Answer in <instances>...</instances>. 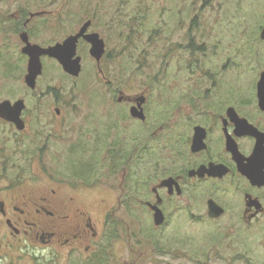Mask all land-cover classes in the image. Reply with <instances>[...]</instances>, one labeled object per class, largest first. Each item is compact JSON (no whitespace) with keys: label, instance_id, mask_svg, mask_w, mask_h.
<instances>
[{"label":"rangeland","instance_id":"374dc122","mask_svg":"<svg viewBox=\"0 0 264 264\" xmlns=\"http://www.w3.org/2000/svg\"><path fill=\"white\" fill-rule=\"evenodd\" d=\"M19 8L27 13L50 12L27 29L31 41L42 46L61 42L92 18L93 28L106 41L105 75L88 46L81 45L79 77L69 76L57 60L46 56L37 88L31 90L24 80L28 58L22 53L23 42L8 19ZM263 27L264 0H0V102L24 99L27 104L25 131L0 121V187L16 175L26 179L67 175L70 162L87 160L84 151L74 152L80 145L87 150L98 143L104 154L121 142L130 152L134 123L130 118L122 124L115 115L108 117L116 106L127 109L130 105L118 102L122 91L149 97L152 120L149 128L139 127L134 145L138 146V167L145 170L138 178V196L151 199V186L181 167L164 145V121L158 110L169 101L174 122L187 105L207 92L211 96L215 90H235L236 104L240 99H255L264 71ZM52 90H58V95ZM100 94L107 96L101 99ZM56 107L61 108V116ZM116 119L121 125L113 129ZM179 131L180 127L172 128L173 133ZM95 136L101 141H88ZM104 163L108 174L114 164L109 159ZM118 165L123 170V162ZM113 175L121 178L122 172ZM260 194L264 198V189ZM242 195L230 180L188 182L181 197L168 200L180 202L182 208L168 209L169 218L161 227L141 209L136 211L138 221L121 222L118 252L116 256L109 252L108 262L264 264V214L246 224L238 215ZM209 197L229 207L227 214L211 219Z\"/></svg>","mask_w":264,"mask_h":264},{"label":"flooded vegetation","instance_id":"af4514ba","mask_svg":"<svg viewBox=\"0 0 264 264\" xmlns=\"http://www.w3.org/2000/svg\"><path fill=\"white\" fill-rule=\"evenodd\" d=\"M47 13L50 12L43 10L27 13L19 8L9 13L8 19L10 23L17 26L21 39V33L27 31L29 34L27 29H30L32 23L38 22V18ZM88 20H91L92 24L86 33L98 32L93 28V19L88 18L69 35L77 34ZM98 33L103 38L102 34ZM81 45L88 46L90 53L91 44L84 37H80L77 47L78 55H80ZM94 60L96 61L95 58ZM96 63L100 73L105 75L102 61L100 64L97 61ZM52 91L56 93V96L58 95V90ZM99 92L109 91L99 90ZM100 96L102 99L107 95L100 94ZM142 97L144 101L141 100ZM254 98L240 99L236 104L235 90H215L211 96L208 92L204 95L200 94L192 105L186 106L180 118L174 122H172V107L168 101L162 110H158V115L164 121L162 127L165 132L162 138L165 141L164 145L176 155L175 160L181 162V167L165 178L174 177L182 187V194H178L176 185L172 193L169 187L158 188L156 193L154 187L165 179L163 178L151 186V199L140 200L138 178L139 175H145V170L141 166L140 169L138 167V146L134 145V142L138 139L139 127L145 125L149 128L152 111L150 112L147 105L148 96L125 95L120 91L118 102H127L130 105L127 109L116 106L114 111H108V117L112 118L115 115L122 124L124 118L125 120L130 118L134 123L130 133L132 135L130 152L126 153L121 142H116L114 148H109L104 154L102 152L104 147L103 149L96 147L98 143L93 144L92 147L89 146L87 150L82 149L80 145L74 152L78 155L84 151L87 154V160L78 164L76 160H73L74 163L70 162V169L66 171L67 175L62 174L60 178L53 176L52 179H26L16 175L8 179V184L0 187L1 264H112V260L108 262L107 254L110 252L111 255L116 256L118 252L116 245L119 241L117 235L120 223L138 221L140 217L137 216L136 211L139 209L149 214L154 221L155 210L151 204L157 203L158 194L162 199L158 205L166 217V222L169 218L168 209L182 208L180 202L168 200L181 197L188 182L201 183L211 180L216 184L230 180L234 188L241 195L243 194V199L241 197L243 208L241 204L238 215L246 224H253L264 214V198L260 194L264 186L253 185L243 175L228 144L236 143L238 150L244 156L245 163L253 155L258 141L263 142L264 146V109L259 104L258 90H255ZM190 101L193 99L191 98ZM140 102H142L144 119L134 116L132 112L133 107L141 108ZM55 112L59 116L62 114L59 107L55 108ZM22 118L26 123L24 111ZM117 119L111 125L113 129L121 125ZM242 119L260 131V136L249 133L251 129L247 128ZM0 121L8 122L19 131H25L27 128V123L25 129L20 130L15 123L2 117ZM173 127H180V131L173 133ZM196 137L204 147L195 150ZM91 140L100 142L101 137H89L88 141ZM86 144L91 145V142ZM90 148H96V150H89ZM261 158L264 164V154ZM106 159L114 164H110L108 174L106 173L107 165L104 163ZM119 161L123 162V170L118 165ZM212 163L226 167L228 173L216 176L206 174L203 177L190 175L191 170H197L201 166L209 167ZM118 171L122 172L121 178L113 175ZM109 194H113V201L110 200ZM247 195H251L252 198H247ZM209 199H214L224 208V213L220 217L209 216ZM209 199L207 213L211 219L218 220L227 214L229 207L219 198L209 197ZM258 203H261L262 207H258ZM122 210H125V214L120 216L118 213ZM137 263L138 260H135L134 264Z\"/></svg>","mask_w":264,"mask_h":264},{"label":"water","instance_id":"95a60500","mask_svg":"<svg viewBox=\"0 0 264 264\" xmlns=\"http://www.w3.org/2000/svg\"><path fill=\"white\" fill-rule=\"evenodd\" d=\"M91 20L84 23L80 31L75 35H69L61 42H57L53 45L42 46L37 43H33L30 40V36L27 31L21 33V40L24 43L22 47V53L28 57L27 73L24 77L26 85L31 89L35 90L38 85V78L43 74L44 65L42 58L48 56L50 58L56 59L58 63L62 66L65 73L73 77H79L82 72V57L78 55V40L80 37H84L90 44V54L96 59L100 64L104 54L106 53V44L104 39L100 36L98 32L86 33L90 25ZM261 38L264 40V27L261 31ZM257 90L259 96V104L264 109V71L260 73L259 80L257 82ZM144 101V98L141 99ZM142 102L139 103L140 109L137 107L132 108L134 116H138L144 119ZM27 104L24 99H18L15 102L11 100H4L0 102V117L13 122L16 124L18 129L23 130L26 127V123L22 118V113L25 110ZM244 124L250 128L249 133L260 136L258 131L253 125H250L248 121L242 119ZM261 134V133H260ZM194 149H199L201 142L198 141V137L194 141ZM229 150L234 154L235 160L238 162L240 171L245 175L253 185L264 186V164H262V158L264 154L263 142L258 141L254 153L245 163L244 156L238 150L235 142H229ZM222 165H216L212 163L209 167L201 166L197 170H191L190 175H199L200 177L209 175H224L228 173L226 167H221ZM174 185H176L178 194H182V187L180 183L174 178L169 177L163 179L158 185L154 187V191L158 193V188L169 187L170 193L174 191ZM252 198L251 195H247V198ZM157 203L152 205L155 210L154 223L157 226L162 225L165 222V215L160 209L158 203L162 201L160 195H157ZM258 207H262L261 203H258ZM209 216L213 218L220 217L224 213V208L219 205L214 199H209L208 201Z\"/></svg>","mask_w":264,"mask_h":264},{"label":"trees","instance_id":"16d2710c","mask_svg":"<svg viewBox=\"0 0 264 264\" xmlns=\"http://www.w3.org/2000/svg\"><path fill=\"white\" fill-rule=\"evenodd\" d=\"M26 55H24V57H25ZM27 57V56H26ZM28 58V57H27Z\"/></svg>","mask_w":264,"mask_h":264}]
</instances>
